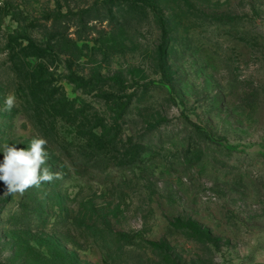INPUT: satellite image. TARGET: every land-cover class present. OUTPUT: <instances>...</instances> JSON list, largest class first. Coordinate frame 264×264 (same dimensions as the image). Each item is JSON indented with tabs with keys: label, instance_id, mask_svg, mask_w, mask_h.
<instances>
[{
	"label": "rangeland",
	"instance_id": "1",
	"mask_svg": "<svg viewBox=\"0 0 264 264\" xmlns=\"http://www.w3.org/2000/svg\"><path fill=\"white\" fill-rule=\"evenodd\" d=\"M106 4L0 0V146L42 136L62 173L22 196L0 182V264H264V0ZM58 8L75 56L53 47L43 17ZM11 36L47 49L31 64L77 120L41 129L7 68Z\"/></svg>",
	"mask_w": 264,
	"mask_h": 264
},
{
	"label": "trees",
	"instance_id": "2",
	"mask_svg": "<svg viewBox=\"0 0 264 264\" xmlns=\"http://www.w3.org/2000/svg\"><path fill=\"white\" fill-rule=\"evenodd\" d=\"M106 6L112 10L114 0H105ZM125 1V0H124ZM132 1V0H128ZM122 3V2H121ZM129 6H132L128 2ZM152 9L155 16L161 25V28L166 30V22L164 17L159 13L158 9L153 5ZM70 11L62 12L60 8L48 11L44 14L47 21L52 19L50 26V38L55 39L53 47H57V52L77 54L80 50L78 40L80 37H70L69 29L72 23H64L63 18L68 17ZM75 15V13H74ZM20 37V40H19ZM22 36H11L7 43V59L6 62L9 72L12 74V80L17 86V91L23 94L25 100L30 105L33 112V117L36 118L38 125L43 130L54 132L56 128V119L61 117L69 120H77L78 111L75 110L74 103L65 96H58L59 86L55 84V78L50 72V67L42 62L35 65L31 64V58L45 59L48 54L46 48L37 45L33 40L27 38V43ZM67 79L74 84H84L85 77L76 74L70 70ZM116 85L122 84L117 78H112ZM122 238L134 239L133 235L121 234ZM152 244L154 242H151Z\"/></svg>",
	"mask_w": 264,
	"mask_h": 264
},
{
	"label": "clouds",
	"instance_id": "3",
	"mask_svg": "<svg viewBox=\"0 0 264 264\" xmlns=\"http://www.w3.org/2000/svg\"><path fill=\"white\" fill-rule=\"evenodd\" d=\"M16 106V97L7 95L2 111L11 112ZM47 139L34 136L26 148L5 143L0 146L3 160L0 162V182H3V195H23L31 188H40L44 183L62 179V173L52 171L48 164L50 153L46 150Z\"/></svg>",
	"mask_w": 264,
	"mask_h": 264
}]
</instances>
